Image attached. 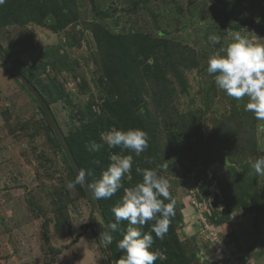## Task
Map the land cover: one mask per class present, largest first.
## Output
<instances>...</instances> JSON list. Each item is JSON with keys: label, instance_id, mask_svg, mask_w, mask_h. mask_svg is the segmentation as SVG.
Listing matches in <instances>:
<instances>
[{"label": "rangeland", "instance_id": "obj_1", "mask_svg": "<svg viewBox=\"0 0 264 264\" xmlns=\"http://www.w3.org/2000/svg\"><path fill=\"white\" fill-rule=\"evenodd\" d=\"M16 1L22 21L0 26V264H109L108 255L116 264L112 248L100 243V233L107 231L100 202L92 196L93 204L77 185L67 187L73 181L69 160L29 86L51 99L47 103L62 132L74 136L81 118L92 121L89 104L99 114L109 97L103 64L114 46L119 60L121 36L140 58L135 39L147 37L165 66L156 73L137 63L121 82L122 89H135L129 99L151 140L140 162L141 153L123 154L132 155L136 171L149 163L168 180L178 212L174 233L186 260L264 264V177L248 163L264 155V121L244 110L247 98L227 96L206 72L208 57L233 31L264 44V0ZM64 16L69 21L55 29ZM212 33L221 44L210 43ZM165 47L177 51L174 60ZM150 56L152 62L155 55ZM222 122L229 127L221 130ZM198 129L232 137L236 152L229 150L227 163L189 165L192 157L181 152L180 143Z\"/></svg>", "mask_w": 264, "mask_h": 264}, {"label": "clouds", "instance_id": "obj_2", "mask_svg": "<svg viewBox=\"0 0 264 264\" xmlns=\"http://www.w3.org/2000/svg\"><path fill=\"white\" fill-rule=\"evenodd\" d=\"M4 3L5 0H0V5ZM208 40L212 45L221 44V37L215 33L210 34ZM206 72L227 96L238 101L247 98L244 110L253 113L256 120L264 121V44L254 43L240 31H233L229 42L208 57ZM102 139L109 149L119 147L121 151L110 152L107 168L88 184L91 195L97 200L113 197L123 187V179H130L133 157L123 154L125 150L139 155L149 146L148 133L140 128L125 130L112 126L102 133ZM102 147L94 140L87 145L90 152H99ZM248 163L257 176L264 177V155ZM137 171L142 174V180L124 188V195L111 209L114 222H109L107 231L100 233V243L107 249L112 244V234L122 232V238L116 244L122 255L116 264H155L159 253L152 250L153 233L156 239L163 240L175 216L176 202L169 191V182L160 175V170ZM90 175V170L78 171L67 187L73 189L86 183ZM122 221L128 222L126 231L119 227ZM153 221L150 231H142L143 226Z\"/></svg>", "mask_w": 264, "mask_h": 264}, {"label": "trees", "instance_id": "obj_3", "mask_svg": "<svg viewBox=\"0 0 264 264\" xmlns=\"http://www.w3.org/2000/svg\"><path fill=\"white\" fill-rule=\"evenodd\" d=\"M19 5L20 4L16 0H5V3L0 5V26L4 25L6 21L13 19L17 22L22 21L21 18H19L20 16L18 15L17 11ZM55 5L58 7V9L62 8V6L58 2H56ZM26 6H34V4L28 3ZM10 15H12L13 17L10 18ZM68 21L69 18H67L66 16H64V18L59 17L57 25H55L54 28L60 30ZM135 41L138 42V44H140L141 46L138 53L142 54V58L134 56V54H132V44L127 42L126 37L121 36L120 48H118V52H120L119 60H115L114 58L116 55V47L114 46V51H112L111 56L107 57L103 64L105 73L108 76L107 83L109 85L106 87V90L109 97L106 98V100H104L101 104L100 109L102 111L99 114L92 113L93 103H90L88 106V109H90V113L88 115L90 116L92 121L88 123L84 120V118H81L82 120L80 121V123L82 125V128L78 129L77 133L74 136L65 135L81 169L90 170L92 173V175L87 177V181L89 184L93 183L96 179H98L101 175V172L107 168L109 164L108 156L110 150H114L116 152L119 148L117 147L109 149L108 146L104 144V141L100 136V132L102 130L108 129L112 126L125 130L128 128H140L146 131L147 129L145 126L146 122L144 123L143 119L133 109L134 101L132 99H129L136 95L135 89L133 87H130V85L123 86L124 89H122L121 82L127 79V77L130 75V72L128 71L133 70L135 67H137L138 64L144 63L142 69L154 70L156 73L163 72L165 66H163L159 62V58L156 56L157 46H153V43L147 37H145V40L135 39ZM163 50L164 52H166L167 56L170 57V59L174 60L172 54H175V52L177 53V51H170L166 47L163 48ZM150 55H152V57L153 55H155V59H153L152 62H150L151 60H149V57H151ZM166 60L168 61L169 58H167ZM22 72L24 75H26L25 70H22ZM30 72H32V69L30 70ZM160 76L163 77V74ZM130 91L132 92V94L128 95ZM49 100H47L48 103L51 102V99ZM41 110L43 112L42 108ZM47 123L49 128L53 130L48 121ZM197 127L198 126H196V128ZM225 127H229L227 122H222L221 130H223ZM196 128L195 126H193V130H195ZM189 129L191 130V128ZM198 130L199 131L197 132V134H194L192 132V134L187 137V140H185L183 143H180L181 152L184 155H191L190 157H192L190 162L193 164L189 165L191 167H194L197 165L195 163L201 162V160L204 163L203 167H206L209 163H227V157L230 156V154H228L229 150L234 153L236 152L235 148L233 147L236 145L232 137L226 136L222 133H213L212 131L209 134L204 135L203 132H200L202 129ZM89 134H92V137ZM89 138L91 139V141L94 140L97 143L103 145L99 152H90L88 150L87 145L89 144H86L85 141ZM185 142L187 145H185ZM57 144L59 145V147H61L58 138ZM147 150L151 151L150 137L149 146ZM141 154L142 156L137 157L139 162L144 156L143 152ZM97 157L101 158L103 161L101 160L100 162H97ZM150 168L153 167L149 163H144L142 170ZM132 171V179L124 178L122 181L123 187L118 190V192L113 197L108 199H99L100 206L102 207L101 213L104 216V219L107 224L109 222H114V216L112 214V211H110V208H113V206H115L120 201V199L124 195V188L131 187L142 180V174L136 171L134 165ZM203 171L206 170L204 169ZM71 173L74 180L75 174L72 168ZM202 182L204 183V181ZM77 186L83 191L82 193L87 196V193L84 192V186L82 184H78ZM177 213L178 212L175 210V214ZM172 221L173 220H171V223L169 225L168 231L170 232V235L167 239H156L155 234L153 233L154 243L152 245V250L155 252H158V250H160L166 254L165 259H161V255L159 254V258L157 259L155 264H189V261L186 260L181 242H179L178 237L174 233V226ZM152 223H154V221L149 222V224L143 226L142 231H150ZM119 227L123 231H126L128 227V222L122 221ZM112 235L114 237V242L110 245V248H112L113 257L117 261L122 255L120 250H118L116 247L117 241L122 238V232H116Z\"/></svg>", "mask_w": 264, "mask_h": 264}, {"label": "water", "instance_id": "obj_4", "mask_svg": "<svg viewBox=\"0 0 264 264\" xmlns=\"http://www.w3.org/2000/svg\"><path fill=\"white\" fill-rule=\"evenodd\" d=\"M2 58H4L3 54L1 55ZM7 67L10 68V70L12 72H15L16 74L19 75V77L21 78V80L23 82H25L28 86L30 85L28 83V81L26 80V78L20 74V72H18L16 69H14L12 67L11 64L7 63ZM30 91L33 93L34 97L36 98L37 102L39 103V105L41 106V108L43 109V112L46 116V119L48 120V122L50 123V125L52 126V128L54 129V131L56 132V135L59 139V142L69 160L70 166L75 174V176L78 174V171L82 170L77 159L74 156V153L72 151V149L70 148V145L66 139V136L64 135V133L62 132L58 121L56 119V117L54 116L51 107L49 106V104L47 103L46 99L43 97V95L40 93V91L35 88L34 86L30 85L29 86ZM88 181H86V183L82 184L85 188H86V193L87 195L91 198L92 203L94 204V200L92 199V195L91 192L89 191L88 188ZM108 262L109 264H113L112 263V256L108 255Z\"/></svg>", "mask_w": 264, "mask_h": 264}]
</instances>
